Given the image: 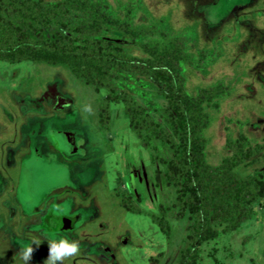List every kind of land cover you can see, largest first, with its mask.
Listing matches in <instances>:
<instances>
[{
    "label": "rangeland",
    "instance_id": "1",
    "mask_svg": "<svg viewBox=\"0 0 264 264\" xmlns=\"http://www.w3.org/2000/svg\"><path fill=\"white\" fill-rule=\"evenodd\" d=\"M104 1L120 16L133 4L135 24L164 18L193 37L186 89L196 95L215 85L218 92L203 102L210 164L233 152L228 137L264 143V0ZM104 36L126 53L148 55L134 33L111 26ZM116 81L172 132L158 84L128 72ZM107 92L65 65L0 58V264H25L22 250L33 239L42 242L33 244L28 264H44L48 240L61 235L79 250L58 264H178L190 246L192 219L188 211L176 217V187L157 183L173 148L149 130L138 135L122 101L110 102L106 127L99 106ZM262 169L264 149L236 166L243 175ZM218 228L198 245L196 264H264V196L238 228Z\"/></svg>",
    "mask_w": 264,
    "mask_h": 264
},
{
    "label": "trees",
    "instance_id": "2",
    "mask_svg": "<svg viewBox=\"0 0 264 264\" xmlns=\"http://www.w3.org/2000/svg\"><path fill=\"white\" fill-rule=\"evenodd\" d=\"M133 6L126 3L124 15L120 16L104 0H0V58L65 65L86 83L108 91L99 106L100 121L106 127L110 102L122 101L138 135L149 130L165 139L174 154L166 161L164 171L156 170L157 183L164 180L176 187L177 218L189 212L190 246L181 251L178 264H196L198 245L215 238L220 225L238 228L253 215L254 203L264 196V169L260 176L236 170L240 163L262 151L264 143L247 146L244 136L228 137L227 144L233 152L218 165L207 161L202 132L207 113L203 102L218 92L215 85L200 88L196 95L186 89L183 65L194 60L188 44L193 37L174 32L164 18L149 24L133 23L137 11ZM111 26L136 34L148 55L126 53L120 44L104 36ZM121 72L147 75L158 84L168 101L165 119L172 132L119 87L116 80ZM162 219L155 216L157 222Z\"/></svg>",
    "mask_w": 264,
    "mask_h": 264
},
{
    "label": "clouds",
    "instance_id": "3",
    "mask_svg": "<svg viewBox=\"0 0 264 264\" xmlns=\"http://www.w3.org/2000/svg\"><path fill=\"white\" fill-rule=\"evenodd\" d=\"M42 242L41 239H33L32 244L26 246L23 252V260L25 264L31 259V254L33 252V244L39 245ZM49 244V254L44 260V264H58L65 257H70L76 254L79 250V244L75 239L68 236L61 235L58 238H52L48 240Z\"/></svg>",
    "mask_w": 264,
    "mask_h": 264
}]
</instances>
